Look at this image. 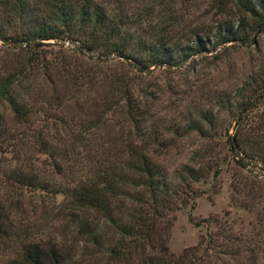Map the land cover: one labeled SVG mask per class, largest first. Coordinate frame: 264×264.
Returning a JSON list of instances; mask_svg holds the SVG:
<instances>
[{
  "label": "trees",
  "instance_id": "trees-1",
  "mask_svg": "<svg viewBox=\"0 0 264 264\" xmlns=\"http://www.w3.org/2000/svg\"><path fill=\"white\" fill-rule=\"evenodd\" d=\"M199 1L0 0V264H258L264 204L247 238L188 214L204 235L179 253L167 239L174 213L220 172L214 136L264 173V56L232 94L211 95L216 112L182 125L139 109L130 84L264 28V0H209L205 24L186 12ZM227 103L233 121L217 130ZM192 133L197 148L168 167L166 149Z\"/></svg>",
  "mask_w": 264,
  "mask_h": 264
},
{
  "label": "rangeland",
  "instance_id": "rangeland-1",
  "mask_svg": "<svg viewBox=\"0 0 264 264\" xmlns=\"http://www.w3.org/2000/svg\"><path fill=\"white\" fill-rule=\"evenodd\" d=\"M208 2L209 0H201L197 3V8L189 7L185 11L197 15L204 24L211 23L215 15H212L214 9L209 7ZM51 45L45 49L57 48L56 44ZM63 49L74 54L77 61L83 59L88 65L92 64L93 60L88 59L86 55L72 52L74 48L68 43L63 44ZM263 56L264 28H260L242 44H222L212 51L191 55L180 66L169 69L154 68L133 77L130 84L133 86V95L139 98V109L142 108L149 116L159 117L166 125H182L199 109H212L216 112V107L210 105L211 95L223 91L225 94H232L246 75L256 69ZM115 61L102 65L115 68L112 64ZM137 94H142V97ZM262 102L264 103V99ZM226 109H231L229 103L225 104V108L217 109L221 110L217 115V130L221 124L227 126L226 124L233 121V111ZM112 119L113 122L119 121L116 116ZM120 125L121 123L117 125L119 129ZM166 136L173 135L167 133ZM212 141L215 142L214 152L221 157L223 164L212 183L198 184L203 192L194 198L193 206L187 205L174 213L167 239V247L173 253H179L182 249L194 245L199 237L204 235V227L194 226L188 219V214L192 220L197 221L207 217L226 221L235 233L245 238L257 230L255 215L263 206L264 197L254 196L252 192L264 191V173L245 161L239 166L229 159L226 144L221 136H214ZM197 144L198 136L194 133L175 137L174 143L166 149L165 164L172 168L187 161ZM250 189L252 192H249ZM59 199L57 196L56 200ZM258 246L257 262L264 264V240Z\"/></svg>",
  "mask_w": 264,
  "mask_h": 264
}]
</instances>
